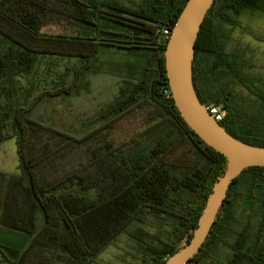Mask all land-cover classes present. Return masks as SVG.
Returning a JSON list of instances; mask_svg holds the SVG:
<instances>
[{
	"label": "trees",
	"instance_id": "trees-1",
	"mask_svg": "<svg viewBox=\"0 0 264 264\" xmlns=\"http://www.w3.org/2000/svg\"><path fill=\"white\" fill-rule=\"evenodd\" d=\"M185 1L140 0L126 6L113 0H0V38L5 46L0 53V79L6 84L11 78L8 71L29 72L37 58L78 63L71 84L42 91L14 110L0 106V113L4 112L0 129H5L7 121L13 129L20 171V176L0 174V225L31 237L21 251L2 246L0 264H91L125 233L141 255L139 264H161L190 240L226 159L187 127L173 100L167 98L166 43L159 42L158 33L172 29ZM243 16H264V0L214 1L195 42L192 80L201 104L221 105L225 116L220 125L228 134L264 147L262 80L248 72V49L228 51L217 25L221 21L235 27ZM53 17L72 21L87 34L43 33V21ZM244 31L264 43V38ZM102 47L148 51L153 69L145 67L133 83L124 81L113 103L99 112L98 121L104 126L82 138L34 120L31 112L43 99L77 92L84 75L96 69ZM233 85L246 90L247 100ZM143 104L152 107L150 126L128 142L102 144L103 128L117 124ZM167 130L175 134L170 142L157 140L145 157L124 156L143 140ZM6 139L8 135L0 134V143ZM185 141L194 147L195 159L182 180H177L166 158ZM68 187L78 191L60 192ZM180 188L193 195L182 199L175 211L170 194ZM89 191L94 198L86 197ZM149 217L160 226L155 233L147 228ZM185 264H264V167L247 168L233 181L210 236Z\"/></svg>",
	"mask_w": 264,
	"mask_h": 264
},
{
	"label": "rangeland",
	"instance_id": "rangeland-1",
	"mask_svg": "<svg viewBox=\"0 0 264 264\" xmlns=\"http://www.w3.org/2000/svg\"><path fill=\"white\" fill-rule=\"evenodd\" d=\"M126 6H135L140 0H113ZM235 27L217 21L221 33L226 37L225 45L228 51L237 47L248 49V72L252 77L262 80L260 85L264 89V43L260 42L244 30H249L256 36L264 38V16H243L239 18ZM41 31L45 34L76 36L87 34V30L62 17L46 18ZM1 41V38H0ZM4 42H0V53L4 50ZM7 49V47H6ZM5 49V50H6ZM148 51H120L115 48L102 47L98 56V63L94 72L86 73L76 87V93L62 95L55 98H45L32 110L31 117L56 130L62 131L76 138H82L94 131L104 122L98 121L99 112L106 109L118 96L119 89L124 87V81L135 82L143 69H153ZM117 64V65H114ZM78 63L74 59H61L56 57L37 58L29 72L20 73L15 68L8 71L11 77L7 84L5 79H0V106L6 111L15 107L28 105L39 93L50 88H58L73 81L74 68ZM115 66V67H114ZM119 73L118 77L114 74ZM151 72H148V74ZM120 74L122 77H120ZM151 75V74H149ZM231 84V82H229ZM232 89L243 97H248L246 90L239 86ZM10 91V93H8ZM247 100V98H246ZM249 103L251 100H248ZM152 107L143 104L136 108L132 114L117 124L105 127L102 130V144L109 141L113 145L128 142L131 138L150 126L153 121L148 120ZM4 112L1 111L0 114ZM5 129H0V134L8 135V139L0 143V174L5 176H20L18 169L16 137L9 122H5ZM5 130V131H4ZM175 137L173 131L167 130L158 133L150 140H143L137 149H129L124 156L135 160L149 154L157 140L170 142ZM105 139V140H104ZM105 143V142H104ZM167 162L173 165L171 175L177 180H182L184 173L192 166L195 159L194 147L187 141L178 143L167 156ZM73 187L63 188L61 193L77 192ZM91 199L95 197L93 191L85 193ZM193 194L187 189L180 188L170 194V203L173 210L179 211V203L185 197ZM147 228L155 233L160 228L159 224L151 217L146 219ZM42 226L41 216L38 215L37 227ZM30 236L0 225V250L2 246H12L20 251L28 244ZM49 254L50 252L47 251ZM0 259H4L0 254ZM141 255L131 240L129 233L118 237L111 245L102 251L91 264H139ZM47 264H49L47 262ZM58 264V263H57ZM60 264V263H59Z\"/></svg>",
	"mask_w": 264,
	"mask_h": 264
},
{
	"label": "water",
	"instance_id": "water-1",
	"mask_svg": "<svg viewBox=\"0 0 264 264\" xmlns=\"http://www.w3.org/2000/svg\"><path fill=\"white\" fill-rule=\"evenodd\" d=\"M215 0H186L175 21L163 54L169 95L187 127L209 148L226 159L223 174L210 194L190 240L161 264H185L202 249L227 196L229 186L247 168L264 167V147L232 137L199 102L192 80L195 42Z\"/></svg>",
	"mask_w": 264,
	"mask_h": 264
},
{
	"label": "built area",
	"instance_id": "built-area-1",
	"mask_svg": "<svg viewBox=\"0 0 264 264\" xmlns=\"http://www.w3.org/2000/svg\"><path fill=\"white\" fill-rule=\"evenodd\" d=\"M171 30L163 28L159 31L158 37L160 43H167L170 37ZM208 112L213 116L214 120L220 123L225 116V112L222 109L221 105H211L208 107Z\"/></svg>",
	"mask_w": 264,
	"mask_h": 264
},
{
	"label": "crops",
	"instance_id": "crops-1",
	"mask_svg": "<svg viewBox=\"0 0 264 264\" xmlns=\"http://www.w3.org/2000/svg\"><path fill=\"white\" fill-rule=\"evenodd\" d=\"M114 65H117V64H114ZM114 67H115V66H114ZM114 75H116V76L118 77L119 73H116V74H114ZM120 77H122L121 74H120Z\"/></svg>",
	"mask_w": 264,
	"mask_h": 264
}]
</instances>
